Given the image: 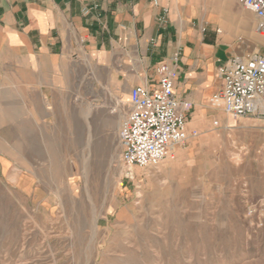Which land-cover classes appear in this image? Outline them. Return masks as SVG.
Listing matches in <instances>:
<instances>
[{"label": "rangeland", "instance_id": "374dc122", "mask_svg": "<svg viewBox=\"0 0 264 264\" xmlns=\"http://www.w3.org/2000/svg\"><path fill=\"white\" fill-rule=\"evenodd\" d=\"M242 10L237 55L264 54L255 14L223 7L233 32ZM104 64L84 55L57 103L0 127V264H264V119L209 109L171 156L129 168V95Z\"/></svg>", "mask_w": 264, "mask_h": 264}, {"label": "crops", "instance_id": "0c3cea01", "mask_svg": "<svg viewBox=\"0 0 264 264\" xmlns=\"http://www.w3.org/2000/svg\"><path fill=\"white\" fill-rule=\"evenodd\" d=\"M237 1L0 0V127L42 112L44 97L57 103V82L84 55L98 56L129 95L155 87L157 67L179 54L175 91L191 104V131L207 110L218 112L210 100L223 85L219 69L239 52L243 26L252 36L245 10L235 32V15L224 16Z\"/></svg>", "mask_w": 264, "mask_h": 264}, {"label": "built area", "instance_id": "2783aa9c", "mask_svg": "<svg viewBox=\"0 0 264 264\" xmlns=\"http://www.w3.org/2000/svg\"><path fill=\"white\" fill-rule=\"evenodd\" d=\"M256 18V32L264 37V0H239ZM221 30L218 29L217 32ZM179 54L157 67L155 87L131 88L130 110L120 127L121 160L132 168L157 165L173 154L177 145L198 135L188 130L191 104L175 91ZM222 88L211 97V105L233 118L264 119V54L233 56L219 69ZM219 122L216 121L215 125Z\"/></svg>", "mask_w": 264, "mask_h": 264}, {"label": "bare ground", "instance_id": "6f19581e", "mask_svg": "<svg viewBox=\"0 0 264 264\" xmlns=\"http://www.w3.org/2000/svg\"><path fill=\"white\" fill-rule=\"evenodd\" d=\"M54 150V148H52Z\"/></svg>", "mask_w": 264, "mask_h": 264}]
</instances>
